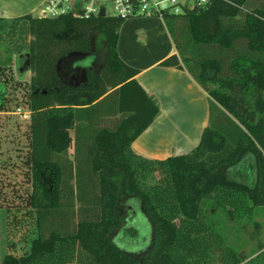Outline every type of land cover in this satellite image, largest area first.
I'll return each mask as SVG.
<instances>
[{
	"label": "trees",
	"instance_id": "obj_1",
	"mask_svg": "<svg viewBox=\"0 0 264 264\" xmlns=\"http://www.w3.org/2000/svg\"><path fill=\"white\" fill-rule=\"evenodd\" d=\"M23 18L32 36L30 203L39 235L28 254L0 264H264L263 240L255 255L239 254L214 221L221 208L234 222L264 207V0H208L163 16L178 54L160 65L188 70L208 93L209 123L193 150L162 159L132 147L160 106L119 56L126 19ZM94 32L106 42L102 67L85 83L61 84L59 59L90 52ZM123 195L139 198L152 224L141 254L110 238ZM260 230L256 223L253 235Z\"/></svg>",
	"mask_w": 264,
	"mask_h": 264
},
{
	"label": "rangeland",
	"instance_id": "obj_2",
	"mask_svg": "<svg viewBox=\"0 0 264 264\" xmlns=\"http://www.w3.org/2000/svg\"><path fill=\"white\" fill-rule=\"evenodd\" d=\"M91 37V51L80 57L98 67L105 55V38L98 32ZM31 39L28 20L23 17L4 20V24H0V262L8 253L19 257L28 254L32 241L39 235L37 211L30 203ZM209 86L215 88L216 84L210 83ZM106 123V119H102L98 126ZM156 180L150 177L148 182L152 184ZM141 204L137 197L121 196L118 202L120 221L110 232V238L120 248L140 254L150 244L153 232L151 222L141 211ZM80 206L79 202L75 203V223L81 219L77 214ZM214 221L224 232L227 244L239 254L255 255L258 242L264 241V207H257L249 217L234 222L228 221L225 210L221 208ZM256 223L261 224L259 237L253 235Z\"/></svg>",
	"mask_w": 264,
	"mask_h": 264
},
{
	"label": "crops",
	"instance_id": "obj_3",
	"mask_svg": "<svg viewBox=\"0 0 264 264\" xmlns=\"http://www.w3.org/2000/svg\"><path fill=\"white\" fill-rule=\"evenodd\" d=\"M44 2L0 0V24L4 20L34 15ZM118 52L126 64L140 70L136 79L160 106L152 123L133 142L134 150L157 159L193 150L209 123L208 93L188 70L160 65L169 56L178 54L165 20L157 16L126 19L119 30ZM10 57L15 59L13 55ZM103 63L104 59L100 66L93 67L89 60L69 54L59 63L60 83L68 86L85 83L86 70L95 73Z\"/></svg>",
	"mask_w": 264,
	"mask_h": 264
},
{
	"label": "built area",
	"instance_id": "obj_4",
	"mask_svg": "<svg viewBox=\"0 0 264 264\" xmlns=\"http://www.w3.org/2000/svg\"><path fill=\"white\" fill-rule=\"evenodd\" d=\"M208 0H45L39 17L57 18L72 13L82 18L112 16L121 19L131 17H161L166 13L180 14L185 8L205 5ZM105 8V15L100 16Z\"/></svg>",
	"mask_w": 264,
	"mask_h": 264
},
{
	"label": "water",
	"instance_id": "obj_5",
	"mask_svg": "<svg viewBox=\"0 0 264 264\" xmlns=\"http://www.w3.org/2000/svg\"><path fill=\"white\" fill-rule=\"evenodd\" d=\"M105 15V8H102L101 9V13H100V16H104ZM34 17H37V14H34L33 15ZM74 53V52H73ZM79 53V52H78ZM70 54H72V53H70ZM75 54H77V53H75ZM80 54H85V53H80ZM69 55V54H68ZM63 58V57H62ZM61 58V59H62ZM29 59H30V53H29ZM61 59H59V61H58V63H57V67H59V63H60V61H61ZM30 64H31V61H30ZM102 67V66H101ZM26 71H28V69H27V67H26V69H25ZM85 81H86V79H87V70H86V72H85ZM85 81H83V82H85ZM80 84V83H79Z\"/></svg>",
	"mask_w": 264,
	"mask_h": 264
},
{
	"label": "flooded vegetation",
	"instance_id": "obj_6",
	"mask_svg": "<svg viewBox=\"0 0 264 264\" xmlns=\"http://www.w3.org/2000/svg\"><path fill=\"white\" fill-rule=\"evenodd\" d=\"M105 50H106V42H105ZM74 53H77V54H75V56L78 57L79 59H81V57H80L81 54H80V53H78V52H74ZM88 53H89V52H88ZM78 55H79V56H78ZM81 56H82V55H81ZM95 73H96V72H95ZM149 245H151V242H150V244H148V247H149ZM148 247H147V248H148ZM147 248H146V250H147ZM144 251H145V250H144ZM133 253H139V252H133Z\"/></svg>",
	"mask_w": 264,
	"mask_h": 264
}]
</instances>
